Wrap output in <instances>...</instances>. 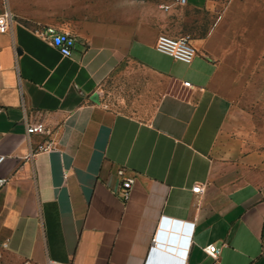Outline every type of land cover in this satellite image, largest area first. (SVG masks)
Segmentation results:
<instances>
[{"label": "crops", "instance_id": "0c3cea01", "mask_svg": "<svg viewBox=\"0 0 264 264\" xmlns=\"http://www.w3.org/2000/svg\"><path fill=\"white\" fill-rule=\"evenodd\" d=\"M6 4L3 263L145 264L154 246L149 264L157 251L169 264H213L205 248L215 244L219 264H264V114L251 98L234 9L222 0ZM46 26L74 36L72 56L35 33ZM160 34L189 35L193 62L158 52ZM107 82L124 90L118 107L101 100ZM37 123L48 133L28 135ZM50 141L52 149L37 150ZM123 177L134 180L128 200ZM163 219L192 233L178 230V244L157 246ZM183 235L186 257L166 249Z\"/></svg>", "mask_w": 264, "mask_h": 264}, {"label": "built area", "instance_id": "2783aa9c", "mask_svg": "<svg viewBox=\"0 0 264 264\" xmlns=\"http://www.w3.org/2000/svg\"><path fill=\"white\" fill-rule=\"evenodd\" d=\"M180 5H185L187 3V0H175ZM3 5L5 7V11L0 15V32L6 33L11 29L13 17L11 12L7 8L6 0H2ZM35 33L40 36L41 38L47 40L50 44H52L54 47H56L63 56H72L73 54V48L75 46V38L73 35H71L69 32L59 30L54 26H46L37 28L35 30ZM155 48L158 52L163 53L167 56H170L174 58L175 60L181 61L185 64H191L196 56V50L193 47L191 43V37L189 35L181 36V37H173L167 34H160L157 38ZM48 130L46 129L45 125L43 123H37V124H29L27 125V134H47ZM54 147L53 141L48 142L45 145H39L37 150H45L48 151ZM5 159L4 155H0V165L3 163ZM119 174L123 176L124 171L120 170ZM6 179L0 178V188L4 186L6 183ZM134 180L129 177H123L122 181V189H121V196L124 200H128L130 198L131 189L133 186ZM201 186H196L193 188L194 192H201L202 191ZM161 227L164 228L160 229L156 241H159L157 243V246H163L160 242H170L173 244H178L176 242V231H173L172 223L169 220L163 219L161 221ZM171 228L172 233H168L166 229ZM178 230L185 231L186 233H192V229L190 226H179L177 228ZM174 235V239H172L171 236ZM187 237L183 235L181 237V240L179 241V247H174L171 245H168L166 249L169 251L174 252L175 254H179L182 257H186L188 253L189 244L187 243ZM154 246L150 249L149 254V260L153 259V250ZM157 251V250H156ZM205 251L211 255V257L214 259L213 264H219L218 258L220 255V249L215 244H210L205 248ZM152 253V254H151ZM156 254V252H155ZM156 258V256H155ZM149 260L145 262V264H149ZM48 264H61L59 262L49 260ZM180 264H182V261L180 260Z\"/></svg>", "mask_w": 264, "mask_h": 264}, {"label": "rangeland", "instance_id": "374dc122", "mask_svg": "<svg viewBox=\"0 0 264 264\" xmlns=\"http://www.w3.org/2000/svg\"><path fill=\"white\" fill-rule=\"evenodd\" d=\"M222 5L224 10L228 7L234 9L229 18L235 20L236 40L246 45L247 65L253 74L249 79L251 98L256 101L259 112L264 114V0H222ZM123 93L120 84L107 82L101 91V100L106 105L118 107L120 100L125 98ZM0 264H4L1 255Z\"/></svg>", "mask_w": 264, "mask_h": 264}, {"label": "water", "instance_id": "95a60500", "mask_svg": "<svg viewBox=\"0 0 264 264\" xmlns=\"http://www.w3.org/2000/svg\"><path fill=\"white\" fill-rule=\"evenodd\" d=\"M180 226L179 222H172L173 231H177V228ZM174 239V235L171 236ZM170 254L166 252L157 251L156 252V263L155 264H169Z\"/></svg>", "mask_w": 264, "mask_h": 264}]
</instances>
